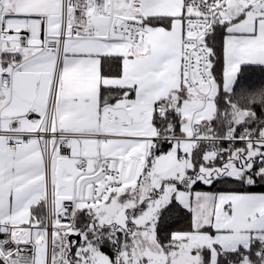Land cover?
<instances>
[{
    "label": "snow or ice",
    "instance_id": "6c2138e0",
    "mask_svg": "<svg viewBox=\"0 0 264 264\" xmlns=\"http://www.w3.org/2000/svg\"><path fill=\"white\" fill-rule=\"evenodd\" d=\"M0 264H264V0H0Z\"/></svg>",
    "mask_w": 264,
    "mask_h": 264
}]
</instances>
